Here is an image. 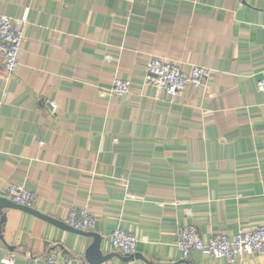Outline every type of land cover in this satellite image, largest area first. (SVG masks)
<instances>
[{"label":"crops","instance_id":"1","mask_svg":"<svg viewBox=\"0 0 264 264\" xmlns=\"http://www.w3.org/2000/svg\"><path fill=\"white\" fill-rule=\"evenodd\" d=\"M0 11L27 13L11 77L0 63V194L22 183L63 222L87 207L103 254L114 228L135 235L131 257L97 264H232L184 258L176 231L195 224L207 239L264 222V0H0ZM155 56L212 72L167 94L147 81ZM115 76L129 93L110 92ZM4 210L0 264L50 252L91 264L92 236Z\"/></svg>","mask_w":264,"mask_h":264},{"label":"built area","instance_id":"2","mask_svg":"<svg viewBox=\"0 0 264 264\" xmlns=\"http://www.w3.org/2000/svg\"><path fill=\"white\" fill-rule=\"evenodd\" d=\"M27 13L14 17L0 11V63L5 78L11 77L19 64V54L23 42V27ZM147 81L162 89L167 94H179L189 86L198 87L208 79L212 70L207 66L193 64L187 72L179 63L167 57L155 56L145 64ZM259 89H264V80L257 82ZM131 91V82L115 76L110 92L117 95ZM14 202L33 206L35 193L22 183H8L3 194ZM65 222L75 228L92 230L95 217L87 207L71 209ZM135 235L124 228L116 227L111 232V245L114 251L129 255L136 250ZM176 245L184 258L192 250L204 254L225 257L231 263L240 264L245 254H264V222L253 228H238L233 236L226 233L212 234L204 239L195 224H181L176 231ZM12 255L2 259V264H13ZM26 264H83L73 256L63 252H50L31 258Z\"/></svg>","mask_w":264,"mask_h":264},{"label":"water","instance_id":"3","mask_svg":"<svg viewBox=\"0 0 264 264\" xmlns=\"http://www.w3.org/2000/svg\"><path fill=\"white\" fill-rule=\"evenodd\" d=\"M12 207L13 208H20L22 210L31 212L32 214H35L39 217H42V218L47 219L49 221H52L58 225H63V226H66V227H68L74 231L92 236L93 241L89 245V247L87 248L86 253H85L87 259H89L91 264H97L99 262H102V261L106 260L107 258H109L111 255L118 253L116 251H111L110 253L103 254V252L100 249L101 237L98 233H96L92 230H82L79 228H75V227L71 226L70 224L66 223L65 221L63 222L61 220H58L57 218H54V217L49 216L47 214H44L32 206H25L23 204L14 202L13 200H11V199H9L6 196L1 195V194H0V230H1V224L3 223V221L6 218V212L4 209L12 208ZM132 255H133V253L129 254V255H125V256L131 257ZM232 264H237V263H232Z\"/></svg>","mask_w":264,"mask_h":264}]
</instances>
